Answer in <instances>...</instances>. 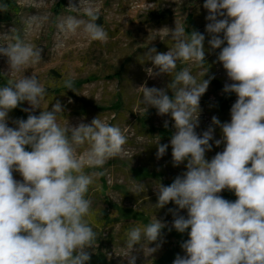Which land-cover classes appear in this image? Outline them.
<instances>
[{"label": "clouds", "instance_id": "9594fccd", "mask_svg": "<svg viewBox=\"0 0 264 264\" xmlns=\"http://www.w3.org/2000/svg\"><path fill=\"white\" fill-rule=\"evenodd\" d=\"M203 7L208 11L206 32L212 34L209 44L221 49L217 60L232 82L225 83L223 92L235 93L237 99L230 109V122L221 123L213 116L212 126L198 134L200 99L214 77L198 80L188 67L176 69L189 62L204 66L205 36L187 32L177 21L174 29H160L171 38L172 46L163 53L150 47L143 59L158 69H146L149 76L168 74L172 80L166 88L141 86L140 103L146 111L151 107L160 116L170 114L175 128L170 139L172 163L178 167L186 162V171L170 185L154 186L155 206L161 209L174 203L176 208L168 210L173 216L169 231H187L188 239L181 244L185 255L177 254L173 264H264V0H205ZM68 8L80 10L71 0ZM7 11L8 5L0 4V12ZM83 14L58 17L59 32L64 37L79 32L89 42L106 43L109 33L98 23L99 11L89 6ZM37 19L47 21L48 17H32ZM56 47L63 48L64 41ZM42 51L19 34L12 36L0 44V56L7 58L6 74L39 64ZM62 86L75 92L71 75ZM46 96L47 88L35 74L0 87V264H88L98 246V233L90 222L94 213L86 194L90 186L98 187L96 180L105 173L85 172V168L102 169L110 159L124 154L128 141L119 126L101 115L90 123H61L64 109L59 100L51 110L41 109ZM24 102L30 105L22 109L27 119L13 120L15 127H10L9 112ZM37 109L39 115L33 114ZM213 126L222 132L215 145L224 148L208 160ZM156 144L159 159L169 145L159 140ZM14 172L22 180L15 179ZM131 182L133 194L144 191L143 183L132 178ZM224 190L233 192L236 199H225L220 195ZM166 227L154 216L147 225L130 228L123 254L128 264H136L134 246L139 245L146 258L157 252ZM158 240L155 247L148 246Z\"/></svg>", "mask_w": 264, "mask_h": 264}, {"label": "rangeland", "instance_id": "374dc122", "mask_svg": "<svg viewBox=\"0 0 264 264\" xmlns=\"http://www.w3.org/2000/svg\"><path fill=\"white\" fill-rule=\"evenodd\" d=\"M205 0H71L79 11L69 9L70 0H12L7 12H0V44L10 41L19 34L26 41L35 43L43 49L39 64L30 65L17 74H6L7 58L0 56V87L19 79L21 76L35 74L41 84L47 88V96L41 102V109L51 110L59 100L64 112L60 122L76 125L90 121L101 115L109 124L119 126L128 137L122 156L110 159L102 169L85 168V172L104 171L96 180L97 186H90L87 198L92 200L93 216L90 222L98 233V246L93 249L88 264H128L123 257L126 251L127 232L134 226H144L154 216L165 222L168 227L162 230L163 243L151 257H145L139 245L134 246L133 255L137 256L136 264H173L177 254L185 255L181 244L188 239L187 231L183 234L175 229L169 231L173 216L168 211L176 208L170 202L158 209L157 195L154 186L159 182L170 185L177 175L186 171V162L178 167L172 163L170 139L175 132L174 121L170 114L160 116L155 108L147 111L140 103L141 86L166 88L172 77L168 74L149 76L146 69H158L152 62L143 59L150 47L158 53L167 52L172 40L164 27L174 29L175 21L182 23L187 32L193 30L205 36V62L202 68L191 62L178 64L177 71L188 67L198 80L211 79L209 87L200 99L198 134H202L211 125L213 116L221 123L230 122V109L237 99L235 93H224L228 80L226 71L217 57L221 49H213L209 44L212 34L206 32L205 19L207 9ZM0 4H2L0 2ZM149 4H151L149 8ZM94 7L99 11L98 23L109 33L106 43L89 42L78 34L64 37L56 27V19L67 15L83 17V8ZM47 16V21L32 17ZM86 18V17H84ZM32 21V27L28 28ZM14 29L15 31H11ZM159 30V31H158ZM223 37V33L218 34ZM64 41L63 48H57L58 41ZM226 46V43L221 46ZM73 77L74 91L62 86L63 80ZM205 75V76H204ZM204 76V77H203ZM171 95V91L168 92ZM27 102L9 112L8 124L16 119H27ZM40 109L35 111L39 115ZM168 127H164V121ZM214 127V139L210 141L212 149L206 152V159L220 151L224 145H215L216 139L222 138L219 127ZM168 144L166 154L157 159V144ZM30 150V149H29ZM250 166V165H249ZM14 178L22 180L18 172ZM143 183L144 191L133 194V184ZM225 199L234 201L233 192L224 190L220 193ZM187 215L186 210H180ZM157 242L149 244L155 247ZM146 247V245H145Z\"/></svg>", "mask_w": 264, "mask_h": 264}, {"label": "trees", "instance_id": "16d2710c", "mask_svg": "<svg viewBox=\"0 0 264 264\" xmlns=\"http://www.w3.org/2000/svg\"><path fill=\"white\" fill-rule=\"evenodd\" d=\"M1 3H6L8 6L12 4V0H0Z\"/></svg>", "mask_w": 264, "mask_h": 264}]
</instances>
